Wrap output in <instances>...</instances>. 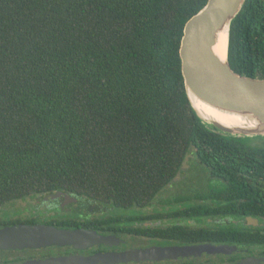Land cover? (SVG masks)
<instances>
[{
  "label": "trees",
  "instance_id": "trees-1",
  "mask_svg": "<svg viewBox=\"0 0 264 264\" xmlns=\"http://www.w3.org/2000/svg\"><path fill=\"white\" fill-rule=\"evenodd\" d=\"M206 2L0 0V205L55 190L146 205L188 153L232 191L217 196L255 188L264 150L204 124L185 90L180 39ZM228 59L264 79V0L232 20Z\"/></svg>",
  "mask_w": 264,
  "mask_h": 264
},
{
  "label": "flooded vegetation",
  "instance_id": "flooded-vegetation-1",
  "mask_svg": "<svg viewBox=\"0 0 264 264\" xmlns=\"http://www.w3.org/2000/svg\"><path fill=\"white\" fill-rule=\"evenodd\" d=\"M257 177L255 188L236 191L240 197L217 196L231 190L192 188L203 185L197 179L191 188L170 187L172 182L142 206L68 190L2 204L0 229L44 226L71 233L0 247V264H264V174ZM201 204L210 206V214H198ZM220 204L225 211H217ZM217 246L224 249L212 248Z\"/></svg>",
  "mask_w": 264,
  "mask_h": 264
},
{
  "label": "water",
  "instance_id": "water-1",
  "mask_svg": "<svg viewBox=\"0 0 264 264\" xmlns=\"http://www.w3.org/2000/svg\"><path fill=\"white\" fill-rule=\"evenodd\" d=\"M245 1L207 0L185 22L179 45L181 74L194 111L214 131L234 137L264 136V79L235 72L228 59L230 25ZM225 33L226 56L222 58L216 51V44ZM198 102L236 115L242 125L231 127L217 120L204 119L203 112L200 114L194 106ZM191 157V153L184 157L172 182L180 178L181 171L188 167ZM247 220L249 224L256 225V219L247 217ZM70 233L44 226L6 227L0 229V247L35 245L64 238ZM212 248L218 251L224 249L222 246Z\"/></svg>",
  "mask_w": 264,
  "mask_h": 264
},
{
  "label": "rangeland",
  "instance_id": "rangeland-1",
  "mask_svg": "<svg viewBox=\"0 0 264 264\" xmlns=\"http://www.w3.org/2000/svg\"><path fill=\"white\" fill-rule=\"evenodd\" d=\"M234 137V136H232ZM239 139L240 144L245 148L250 149H262L264 150V136H245V137H236ZM203 173H206V169L203 165L197 163L194 159H191L188 161V167L183 170V172L180 174V177L177 181L173 182V184L170 187H177V188H191L189 184L192 182H195L197 179H199V184L192 188H198L199 190L209 189V188H215L218 189L219 185L218 181L211 180L208 181L204 179ZM200 175V177H199ZM203 181H205L203 183ZM218 185V186H217Z\"/></svg>",
  "mask_w": 264,
  "mask_h": 264
},
{
  "label": "bare ground",
  "instance_id": "bare-ground-1",
  "mask_svg": "<svg viewBox=\"0 0 264 264\" xmlns=\"http://www.w3.org/2000/svg\"><path fill=\"white\" fill-rule=\"evenodd\" d=\"M226 47H227V34L225 33L219 37L218 42L216 44V51L222 58H225L226 56ZM197 104H195L194 106L196 107V109L200 114L203 112L202 114L203 118L206 120H211V119L217 120L222 124L231 127L242 125V123L238 120L237 116L234 114L223 112L221 110L208 106L202 102H198Z\"/></svg>",
  "mask_w": 264,
  "mask_h": 264
}]
</instances>
